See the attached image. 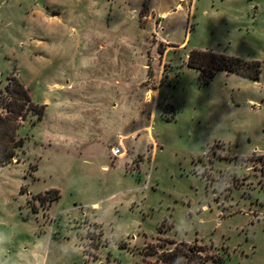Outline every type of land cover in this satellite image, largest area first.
I'll list each match as a JSON object with an SVG mask.
<instances>
[{"label": "rangeland", "instance_id": "obj_1", "mask_svg": "<svg viewBox=\"0 0 264 264\" xmlns=\"http://www.w3.org/2000/svg\"><path fill=\"white\" fill-rule=\"evenodd\" d=\"M194 49L261 77L203 84ZM13 76L52 106L0 167V264H163L174 242L264 264V0H0V97Z\"/></svg>", "mask_w": 264, "mask_h": 264}, {"label": "trees", "instance_id": "obj_2", "mask_svg": "<svg viewBox=\"0 0 264 264\" xmlns=\"http://www.w3.org/2000/svg\"><path fill=\"white\" fill-rule=\"evenodd\" d=\"M188 67L199 72L203 84L210 83L218 72L238 74L252 80H259L262 69L260 61H248L240 57L215 53L213 51L191 50L188 55ZM5 87V95L13 99L6 102L4 96L0 97V108L8 114L0 112V167L6 166L16 157V148L24 145V140L16 139V132L21 122L27 120L29 113H36L40 119L45 116L46 105L33 101L26 86L18 77H10ZM175 249L163 252L160 260L163 264H204L203 246L182 242H174Z\"/></svg>", "mask_w": 264, "mask_h": 264}, {"label": "crops", "instance_id": "obj_3", "mask_svg": "<svg viewBox=\"0 0 264 264\" xmlns=\"http://www.w3.org/2000/svg\"><path fill=\"white\" fill-rule=\"evenodd\" d=\"M143 3H144V1L142 2V4H143ZM176 7H177L178 9H182V5L179 4V3L177 4ZM99 8H100V4H97L95 7L91 8L90 11L92 12V11L94 10L95 13H99V12H100V9H99ZM153 10L155 11V15H157V17L161 19V25H160V26H161V29L165 31V20L168 19L170 16H172L173 13H176V11H175V12H170L169 10H167V11L159 12V11L155 10L154 7H153ZM137 13H138V11H137L136 9L132 10V12H131V14H130L131 19H133V17L136 16ZM150 13H151V12H150ZM152 15H153V13H152ZM188 20H189V18H188ZM161 35H162V34H161ZM166 37H167L166 39H162V37H160V38H161V40H163V41H168V42L171 43V41H170V37H169V36H166ZM111 41H115V40H110V39L107 40V42H111ZM172 44H173V43H172ZM47 102H48V103H47ZM45 104L48 105V107H47L48 109L52 106V105L49 103V101H46ZM114 107H115V105H114Z\"/></svg>", "mask_w": 264, "mask_h": 264}]
</instances>
